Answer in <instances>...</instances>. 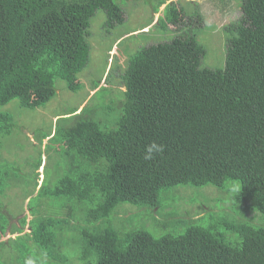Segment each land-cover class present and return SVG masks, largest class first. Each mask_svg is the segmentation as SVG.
I'll return each mask as SVG.
<instances>
[{
	"label": "trees",
	"instance_id": "obj_1",
	"mask_svg": "<svg viewBox=\"0 0 264 264\" xmlns=\"http://www.w3.org/2000/svg\"><path fill=\"white\" fill-rule=\"evenodd\" d=\"M128 1L0 0V249L16 253L15 262L0 254V264H264V0H236L240 18L221 30L214 25L224 41L213 56L193 33L201 16L191 13L184 24V8L169 2L158 25L174 26L172 40L141 47L123 64L117 58L116 74L88 77L84 105L34 134L39 144L47 138L42 171L48 159L55 176L42 180L37 150L33 182L26 184L4 155L5 139L19 129L6 105L43 107L58 82L65 93L83 90L91 18L104 11L103 26L112 29L124 21L121 3ZM114 113L111 125H101ZM153 141L164 151L145 160ZM21 183L29 196L37 190L38 202L28 204V222L24 215L15 223L13 200L4 199ZM237 183L245 213L225 193ZM178 186L218 195L210 201L204 195L205 214L177 219L179 230L158 236L112 224L135 212L126 204L155 214L165 203L159 194ZM54 206L58 213H41ZM8 232L17 235L3 240Z\"/></svg>",
	"mask_w": 264,
	"mask_h": 264
},
{
	"label": "rangeland",
	"instance_id": "obj_2",
	"mask_svg": "<svg viewBox=\"0 0 264 264\" xmlns=\"http://www.w3.org/2000/svg\"><path fill=\"white\" fill-rule=\"evenodd\" d=\"M160 1L165 0H129L126 5L124 2L121 3L125 19L121 24H117L114 28L109 30L103 26L106 20L104 11L100 9L96 10L94 16L90 20L89 27L90 36L88 40L91 44L89 63L79 76V83L84 85L83 90L81 89L76 93H65L63 91V88H66L65 84L58 82L55 87V96L43 107L34 110H20L15 106L16 101H12L6 105L9 110L12 109V113L16 116L19 129L16 134L5 139L4 149H6V152L4 155L7 156V160L14 162L18 171L22 175L23 182L26 184H32L33 182L34 169L32 163L38 154L37 150H40L41 158L43 160L39 168L40 172L45 163L46 154L44 150L47 138H44L41 144H39L33 139L34 134L36 131L48 130L52 122L54 125L56 116L57 118L60 117L58 115L77 107L79 103L83 101L82 99L87 94V89L89 92L91 86L90 79H87L88 77L91 79H97L102 74L103 70L105 73L112 70L116 74L118 66L117 58L120 59V63L123 64V60L130 55H134L139 48L147 47L148 45L157 44L159 42H167L175 37V32L172 30L174 26L168 25L166 30H161L160 25H158L159 18L162 16V11L166 4L174 2L176 3L177 10H179L180 6L184 8L180 15V17L184 19V24H186L187 21L186 16L191 13L197 12L201 16L197 20H201V25L194 29L193 33L195 34L197 41L206 49V53L211 56L220 55V52L223 49L222 42L224 41V34L218 30H221L224 25L240 18L241 16V11L239 10V6H237L236 0H167L155 10L156 5ZM191 18H194L193 14ZM214 25L218 26V30L214 29ZM188 27L194 28L193 25ZM144 34L147 35L146 37H150V39L147 41L142 39L141 37L144 36ZM215 42L217 43L215 44ZM217 44L219 46L216 47ZM91 55L93 57L92 60ZM104 83L102 77L98 86L101 84L105 85ZM93 92L94 90H92L89 95H92ZM74 94H77V96H74ZM83 105L84 103H81L79 108ZM114 116H116V113L112 114L111 117L106 122H102L101 125H111ZM50 157H53V155H50ZM47 161L49 164L47 165L45 172H41L42 180L44 177L47 180H50L58 173L56 164L53 163V161L50 162L48 159ZM40 182L41 178L39 184ZM29 191L30 189H27V186L24 183L12 186L10 189L6 190V198L4 201L7 202L10 198L13 200L9 206V211L11 212V215L14 216L12 220L15 223L18 221V218L24 215L27 218L26 222L31 219L27 210L28 204L34 202L37 203L38 201H34L32 198L37 190L32 196H29ZM225 193L227 199L230 198V201L233 203L235 210L239 213H245L242 208L245 205V202L237 201L235 198L236 193L232 190L230 196L229 193ZM204 195L208 196L210 201L213 200L218 193L217 190L211 188L197 189L191 186H178L177 188L159 194V201L165 203L162 208H155L152 210V212H156L155 214L150 213V210L146 208L126 204V206L135 209V212L128 214V217H113L111 222L116 229H142L147 230L150 234L155 236H158L165 231L167 233L170 231H176L177 228L175 229V225L177 219L182 218L187 220L191 217L196 218L205 214V212L209 210V207H206L205 209L202 208V204L204 203L202 198ZM191 197L198 200L195 201L194 204H191L188 201ZM231 197H233V199ZM219 205H225V203L220 202ZM219 209L220 207L216 204L212 210L217 212ZM47 210L42 209L41 213L59 212V208L55 206L47 208ZM165 213L168 214L165 215ZM254 213L259 215L257 212ZM25 228L27 229V224ZM221 230H224V228H221ZM16 235L17 234L9 235L8 232L3 240H8L10 236ZM68 249L75 252L71 247ZM0 254L1 257L8 259L10 262H15L16 260L15 251H8L5 250V248H1Z\"/></svg>",
	"mask_w": 264,
	"mask_h": 264
},
{
	"label": "clouds",
	"instance_id": "obj_3",
	"mask_svg": "<svg viewBox=\"0 0 264 264\" xmlns=\"http://www.w3.org/2000/svg\"><path fill=\"white\" fill-rule=\"evenodd\" d=\"M165 2H166V0H165ZM163 151H164V145L157 144L155 141H153L148 146H146L144 159L145 160H151L154 158V155L162 154ZM239 189H240V185L238 183L233 185V187H232L233 192H237V191H239ZM28 264H32V262L28 261Z\"/></svg>",
	"mask_w": 264,
	"mask_h": 264
}]
</instances>
